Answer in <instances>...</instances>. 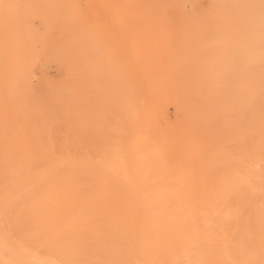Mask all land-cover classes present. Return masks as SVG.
<instances>
[{"label":"bare ground","instance_id":"1","mask_svg":"<svg viewBox=\"0 0 264 264\" xmlns=\"http://www.w3.org/2000/svg\"><path fill=\"white\" fill-rule=\"evenodd\" d=\"M31 3L0 0V81L10 106L58 116L67 136L57 169L45 167L50 186L28 152L0 180L41 189L28 238L46 256L37 263L264 264V13L254 0H171L159 39L126 40L119 64L94 59L75 5ZM150 12L139 20L151 33ZM50 61L64 72L43 71L36 94L31 72Z\"/></svg>","mask_w":264,"mask_h":264},{"label":"rangeland","instance_id":"2","mask_svg":"<svg viewBox=\"0 0 264 264\" xmlns=\"http://www.w3.org/2000/svg\"><path fill=\"white\" fill-rule=\"evenodd\" d=\"M31 1V4L38 3V0ZM64 1L76 6L77 15L81 20L91 23V31L88 30L86 33L88 28L83 29V31L93 41L92 45L94 44L96 49L100 50L98 55L93 54L94 59L97 58L98 60H95V62L97 61L100 64L108 59L107 56L109 54H111L110 61L113 64H119L127 53L126 40H132L134 42L133 45L138 48L147 47L146 44L144 45L147 41L150 43L151 40H158V29L163 28L160 27L158 19L164 16L166 11H171L169 9L172 7L168 4L171 3V0H130V3L127 0H61V2ZM163 1L166 3H163ZM262 1L264 0H254L260 15L264 13V4H262ZM191 6H193V3L190 1L184 3L187 11L191 9ZM143 10L153 11L151 18H148L150 19L148 25H151L147 28L148 30H152L151 33L150 31H145L144 23L139 20V16ZM43 14L48 13L45 12ZM27 20L32 24L36 23L33 19L28 18ZM177 28L179 29L180 27L173 25L165 27L166 34L168 33L167 37H173L174 30H177ZM212 38V33H208V39L211 40ZM152 55L153 53H146L141 50V56L152 57ZM38 62L43 64L44 59L39 58ZM55 62L50 61L43 69L33 68L31 72V83L33 82V86H31L34 88V93L37 94L38 92V86L40 84L38 80L43 71L48 77H51L50 79L58 78L64 72L62 65ZM230 90L231 88L227 87V91ZM8 97L9 90L0 81V176H6L5 172L1 170L3 169L1 167H7L9 163L6 162L9 159L28 152L32 154L39 167L38 169L41 171H37L40 175L38 179L39 184L43 188L50 186L52 182L47 179L48 172L45 171V167L48 166L47 163H50L56 168V164L62 158L60 152L63 150L59 147V144L67 136L63 128L64 126L61 124L58 116L45 119L44 116H42L43 118H39L38 116L34 117L32 114L27 115L23 113L22 109L25 106L22 107V102L19 100L14 103V106H10ZM173 110V107L169 106L166 111V117H168L169 123L175 121V119L172 121L175 118V112ZM66 150L72 149L68 146ZM17 165L27 166L25 163ZM30 180L34 181L33 178H30ZM40 190L36 187L25 190L21 187L8 186L6 180H0V264H38L37 262L39 261L37 258L44 256L36 250H33L28 242L30 224L32 222V207L36 199L40 197ZM60 237L63 239L67 238L68 234L63 233ZM51 258L55 260L54 257L51 256Z\"/></svg>","mask_w":264,"mask_h":264}]
</instances>
